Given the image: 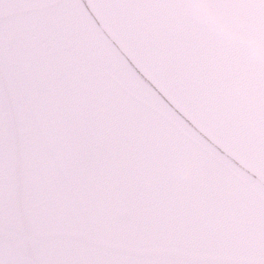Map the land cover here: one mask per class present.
I'll return each mask as SVG.
<instances>
[{
    "label": "snow or ice",
    "instance_id": "6c2138e0",
    "mask_svg": "<svg viewBox=\"0 0 264 264\" xmlns=\"http://www.w3.org/2000/svg\"><path fill=\"white\" fill-rule=\"evenodd\" d=\"M0 264H264V0H0Z\"/></svg>",
    "mask_w": 264,
    "mask_h": 264
}]
</instances>
